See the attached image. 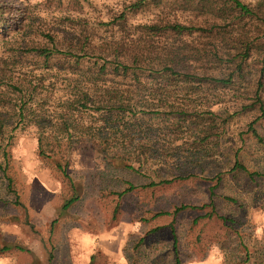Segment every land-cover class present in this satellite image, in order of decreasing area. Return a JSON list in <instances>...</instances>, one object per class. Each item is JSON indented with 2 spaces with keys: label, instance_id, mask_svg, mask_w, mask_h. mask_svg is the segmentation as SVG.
I'll return each mask as SVG.
<instances>
[{
  "label": "rangeland",
  "instance_id": "1",
  "mask_svg": "<svg viewBox=\"0 0 264 264\" xmlns=\"http://www.w3.org/2000/svg\"><path fill=\"white\" fill-rule=\"evenodd\" d=\"M134 1L0 0L6 10L0 26V69L13 77L11 82L25 74L35 82L40 79L37 92L43 102L29 110L26 124L6 133L13 138L6 155L0 151L5 168L0 169V264H174L172 221L183 264H264V116L255 125L261 138L247 133L251 116L260 114L258 109L241 113L228 108L233 117L222 142V155L210 158L204 173L222 172L219 183L196 177L154 188L141 187L146 179L137 173L118 164L108 165L89 134H78L67 147L62 119H53L66 112L64 100L72 88L66 78L74 75L68 69H47L42 57L21 52L19 46H51L55 40L66 48L80 39L99 46L112 35H139L135 27L140 24L193 18L188 11L173 9L171 0H163L160 5L128 11L125 29L112 26L110 22ZM88 67L96 66L82 63L79 78L88 77ZM6 84L0 85V91L6 94L3 98L8 106L17 95ZM5 108L0 106L2 111ZM35 112L46 114L48 120L43 135L47 137L43 140L46 154L40 149ZM58 140L60 147L53 143ZM234 148L257 175L232 169ZM58 164L65 165L66 172ZM7 177L14 191L8 188ZM127 181L138 186L121 198L118 193L129 187ZM73 195L79 199L64 210ZM181 204L191 207L176 218L155 216ZM213 204L234 223L206 216ZM248 255L253 256L251 263L245 261Z\"/></svg>",
  "mask_w": 264,
  "mask_h": 264
},
{
  "label": "trees",
  "instance_id": "2",
  "mask_svg": "<svg viewBox=\"0 0 264 264\" xmlns=\"http://www.w3.org/2000/svg\"><path fill=\"white\" fill-rule=\"evenodd\" d=\"M162 1L135 0L110 24L125 29L128 11L136 12L149 4L160 5ZM168 3L173 9L190 12L193 18L188 22L161 18L140 24L135 27L139 35L135 32L127 36L112 35L111 40L99 46L80 39L61 48L52 40L51 46L24 43L19 49L42 57L47 69H68L74 75L66 78L69 86L72 85L64 100L66 112L53 118L62 119L61 131L67 134V147L78 134L91 135L107 164L121 165L144 177L146 182L140 185L143 188L196 177L219 183L222 172L212 176L204 173L209 159L222 155V142L233 117L228 108L241 113L258 109L260 114L251 116L247 133L261 138L255 125L264 116V0H171ZM5 13V7L0 5V26L6 19ZM88 62L96 67L87 68L86 79L79 78V66ZM20 78L11 82L13 77L0 69V85L7 83L4 86L12 88L17 95L7 106L3 98L6 94L0 91V106L7 107L4 112L0 110V151L4 155L13 138L6 133L26 124L29 110L43 105L37 92L40 79L35 82L26 74ZM35 115L39 118L35 123L41 132L40 149L46 154L43 140L47 137L43 135L48 120L44 113L35 112ZM238 135L241 141L246 140L243 133ZM57 142L53 143L60 147L61 140ZM232 153V169L248 171L251 177L257 175L239 159L238 149L234 148ZM58 167L66 172L65 165ZM0 169L5 170L1 163ZM7 180L8 188L14 191L12 179L7 177ZM126 183L129 187L118 193L121 198L138 186L132 181ZM78 199V195L71 196L63 209ZM226 199L237 201L232 197ZM189 207L181 204L170 212L160 210L155 216L176 218ZM206 216L234 223L217 211L214 204ZM170 226L174 264H183L173 221ZM252 259L248 255L245 261L251 263Z\"/></svg>",
  "mask_w": 264,
  "mask_h": 264
}]
</instances>
